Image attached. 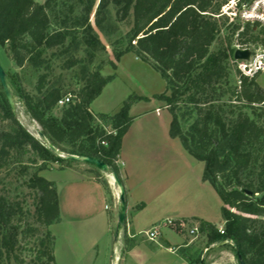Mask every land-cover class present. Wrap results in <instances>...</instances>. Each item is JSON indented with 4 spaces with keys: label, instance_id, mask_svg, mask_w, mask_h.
Listing matches in <instances>:
<instances>
[{
    "label": "trees",
    "instance_id": "16d2710c",
    "mask_svg": "<svg viewBox=\"0 0 264 264\" xmlns=\"http://www.w3.org/2000/svg\"><path fill=\"white\" fill-rule=\"evenodd\" d=\"M66 1L0 0V46H7L18 66L30 63L38 70H45L39 73L35 85L40 97L22 88L20 94L49 141L62 152L96 157L120 177L116 161L122 137L132 121L128 111L133 101L127 99L111 116V131L95 124V116L90 110L91 103L113 75H103L96 70L89 72L83 85L74 93L75 101L63 106L58 105L59 99L65 96L63 88L58 85L48 87L51 65L46 52L64 44L70 26L83 28L88 36V46L104 47L89 22L97 0ZM227 1L100 0L95 10V22L99 27L103 25L111 4L120 19L133 13L129 43L123 51L116 53V57L119 59L124 53L135 52L144 60H151L153 67L165 78L169 93L155 96L165 101L173 114L170 135L178 137L192 156L205 163L203 179L222 200L224 233L205 221H201L200 228L209 230L212 238L231 240L246 264H264V124L260 122L264 116V89L256 77L250 79L241 74L235 88L218 86L228 77L229 60L234 59L235 51L231 37L213 48L221 33L219 21L226 17L222 8ZM59 4L66 7L63 19L57 18ZM79 8L82 12L76 15ZM71 16L72 22L68 24ZM228 27L231 36L237 33L242 43L264 42V37H260L264 35V27L259 23L230 22ZM78 62L79 59L71 57L65 66L70 68ZM227 92L236 95L256 117L246 110L239 111L235 117L224 115V105L220 101ZM185 96L197 113L186 131L177 115L178 103ZM207 103L206 108L201 107ZM58 106L62 109L60 115L54 113ZM193 108L191 115L195 112ZM0 117L10 122L9 129L0 128V169L10 165L16 153L29 154L32 166H46L48 161L70 166L75 161L57 155L38 141L12 113L6 98L3 103L0 101ZM64 145L70 148L66 149ZM28 169L23 167V170ZM96 180L107 185L102 179ZM25 184L35 194V222L49 226L58 220L60 205L55 182L34 172ZM23 215L20 204L0 197V264L11 257L17 264H23L16 253L20 248V235L24 238L38 230L32 224L20 230ZM53 240L51 232L38 238L37 258H45V264H54Z\"/></svg>",
    "mask_w": 264,
    "mask_h": 264
},
{
    "label": "rangeland",
    "instance_id": "374dc122",
    "mask_svg": "<svg viewBox=\"0 0 264 264\" xmlns=\"http://www.w3.org/2000/svg\"><path fill=\"white\" fill-rule=\"evenodd\" d=\"M37 1L44 3L46 0ZM99 1L100 0H97L95 8L90 15L89 22L96 37H98V40L104 45V47L98 44L95 46V49L88 46V36L83 31V28L81 26H70L64 44L52 50H47L46 52V59L51 65V68L48 70L47 77L49 80L48 87L54 85L62 87L65 95L70 94L72 96L73 102L76 99L74 93L83 85L84 79L89 72L96 70L103 75H113L112 80L107 83L105 89L95 99L93 105L90 106L91 112H97H93V115L95 116L94 123L99 126H105L111 131V116L120 110L123 103L127 99L131 98L134 102L138 99V95L145 94L146 92L155 91L158 94H162L169 93V91H163L166 88V80L161 73L153 67L151 60L146 61L142 58V56L131 51L124 53L119 59H117L116 53L123 51L129 43V32L134 24V16L131 12L125 19L118 18L115 7L111 4L109 5V14L107 15V18L103 22V25L99 27L95 22V10ZM236 3H238V0H228L223 6L222 10L225 14L224 16L226 17L221 18L219 21L221 33L218 36L213 48H216L221 45V43H224V41H226L229 37H231L232 47L246 44L241 42L237 33L231 36V32L228 27L230 22L241 23L242 25L245 23L238 17L239 6H237ZM65 8L66 7L62 4L58 5V19L65 18ZM81 12L82 11L79 8L76 10L75 14L79 15ZM73 16L69 18L68 24L72 22ZM240 30H242V28ZM260 37L262 38L264 35L262 34ZM248 43H251L256 50L264 49V42L254 43L249 41ZM71 57L79 59V62L74 66L67 68L65 66L66 61ZM0 63L8 78V86L13 104L9 102L1 81L0 101L3 103V99L6 98L12 113L19 120V122L38 141L46 145L38 132L42 131L41 126L29 113L24 99L20 94V89L22 88L23 91L27 93L37 95L35 85L38 75L45 70H38L30 63L18 66L13 60L12 54L8 50L7 46H0ZM228 70L229 74L227 79L223 80L221 84H218V86L220 85L222 89H226V87L235 88V86L239 83L240 73L237 68V62H235L234 59L229 60ZM256 81L264 89L263 73H259L256 76ZM37 97L40 96L37 95ZM186 98L187 97L185 96V98L178 103L177 109L179 122L181 123L184 131L188 129L189 125L197 116L196 109L193 108L195 106L186 101ZM221 98L222 100L220 101V104L224 105V115L228 117H235L239 111L246 110L250 116L256 117L255 113H252L250 109L244 107V103L237 100L236 95L231 92L225 93ZM214 103L216 104V102ZM207 105L208 103L201 104V107L206 108ZM167 106L169 108V105ZM192 108L195 112L191 115L190 111ZM61 110V107L58 106L55 108L54 113L56 115H60ZM232 110H234L233 113L231 112ZM102 112L107 113V115ZM260 122L264 124V116H262ZM0 128L9 129L10 122L8 120H2L0 117ZM64 147H66V149L70 148L67 145H64ZM69 154L71 153L63 152V157L68 158ZM28 157L29 154H13L10 165L0 169V197L4 196L9 199V201L20 204L24 210L22 227L20 230L25 229L28 224H32L38 228L37 232L31 234L29 233L25 235L24 238L20 235V248H18L16 253L23 260V264H45V258H37V243L38 238L44 237L45 234L51 230L53 235H55L56 257L59 264H89L84 263L83 260H79V257H81L82 246L78 247L77 242H80L81 240L78 236L79 231L82 235H86L87 232L90 236L92 226L89 224V221L82 223L80 221L78 224H84L83 232L79 230L77 222H73L69 219L72 210L77 209L81 200H85L80 198H71L68 185L71 180L79 178L82 174L85 175V172L94 176L96 179L106 181L110 179L109 175L113 174L114 170L110 167L109 171L103 170L95 164L84 160H75L70 163V166H67L66 163L49 161L46 166H32ZM116 163L118 164V162ZM24 166L29 167V169L27 171L23 170ZM34 172H37L47 179L56 180L58 182V188L60 190L62 200V212L65 217L62 222L58 220L52 223L49 226L50 230L48 226L40 225L35 222V194L25 184V180H27ZM120 194L121 192L116 194V201L119 204ZM105 203L110 206V210H114L112 207L113 202L111 200L108 199ZM103 205L104 203L100 206L103 207ZM21 216L22 215H20V217ZM166 216V214L163 215L160 221L166 219ZM217 224L219 225V223ZM151 225L152 223L150 224L146 217L139 218L136 229H147ZM96 235L100 241L101 251L94 264H106L112 256L111 250H108L105 247L106 243H108V238L104 235L100 226L97 228ZM188 236L190 235L188 234ZM89 238L91 239V236ZM198 240L202 241V238ZM222 241H228V239ZM220 247L221 248H212L208 252V256L206 258L207 261L212 262L211 264H215L216 262L219 264H239L234 243L233 246L231 245L230 247H227V249L224 248V245ZM4 264H17V260L11 257L6 260Z\"/></svg>",
    "mask_w": 264,
    "mask_h": 264
},
{
    "label": "crops",
    "instance_id": "0c3cea01",
    "mask_svg": "<svg viewBox=\"0 0 264 264\" xmlns=\"http://www.w3.org/2000/svg\"><path fill=\"white\" fill-rule=\"evenodd\" d=\"M157 94L151 91L138 95L140 98L131 104L128 111L132 121L122 137L117 158L119 178L125 191L123 227L118 229L120 204L116 201V194L121 189L117 188V184H112L109 179L106 180L108 185L104 186L86 172L69 182L71 198L85 200L72 210L69 219L77 224L89 221L92 226L91 239L87 232L86 235L80 231L78 234L81 239L77 242L78 247L82 246L79 260L84 263L94 264L100 255V241L96 235L99 226L108 238L105 247L111 250L112 255L106 264H211L206 258L212 248L233 246L231 241L212 238L206 229L200 228L201 221L215 226L218 231L224 228L222 200L211 184L203 179L205 163L192 156L178 137L170 135L173 114L165 101L155 96ZM53 181L59 195L58 220L62 222L65 215L61 194L58 182ZM108 199L113 202L114 210H110L105 203ZM165 214L166 218L192 219L198 227L196 236L167 226L161 230L156 241L147 239L143 232ZM144 217L152 225L137 230L138 219ZM77 226L83 231L84 224ZM51 234L54 239V264H59L55 235ZM200 238L202 241L198 240Z\"/></svg>",
    "mask_w": 264,
    "mask_h": 264
},
{
    "label": "built area",
    "instance_id": "2783aa9c",
    "mask_svg": "<svg viewBox=\"0 0 264 264\" xmlns=\"http://www.w3.org/2000/svg\"><path fill=\"white\" fill-rule=\"evenodd\" d=\"M239 9L238 17L243 22L259 23L264 27V0H238ZM135 42V41H133ZM237 48H248L251 50L249 59L235 60L237 62V68L241 75L247 76L248 78L256 77L259 73L264 74V49L256 50L251 43L245 45H236ZM72 102V96L65 95L58 101L59 106H63L67 103ZM159 112V109H157ZM117 162V161H116ZM108 207V206H106ZM173 227L180 231H188L193 237L198 232V227L194 224L192 219L186 218H166L162 221L156 222L150 229L143 232L147 239L156 241L161 230L164 227ZM220 233H224V228H219Z\"/></svg>",
    "mask_w": 264,
    "mask_h": 264
},
{
    "label": "water",
    "instance_id": "95a60500",
    "mask_svg": "<svg viewBox=\"0 0 264 264\" xmlns=\"http://www.w3.org/2000/svg\"><path fill=\"white\" fill-rule=\"evenodd\" d=\"M250 55H251V50L248 49V48H245V49H242V48H237L235 49L234 51V59L235 60H240V59H249L250 58ZM0 81L4 87V90L7 94V97H8V100L11 104H13V101H12V97H11V93H10V89H9V86H8V78H7V75H6V72L4 71L1 63H0ZM41 134L44 136V142L46 143V145L54 152L56 153L57 155L59 156H64L63 155V152L58 149L55 145H53L46 137V135L40 131ZM58 149L59 152H57L55 150V148ZM62 153V154H61ZM72 155H78V154H69L68 155V158H71V159H75V160H84L86 162H90V163H93L95 164L96 166L100 167L101 169L103 170H107L109 171V166L102 162L101 160L97 159L96 157H93V156H90V155H80V156H87V157H92L95 161H88V160H85V159H77L75 157H73ZM106 168V169H105ZM114 176L116 177L117 181L121 184L122 188H121V194H120V212H119V224H118V229L122 228L123 225H124V217H125V191H124V187L122 185V182L118 176V174L114 171L113 172ZM244 192H246L247 194H250L251 192L248 191V190H244ZM237 259H238V262L239 264H246V262L244 261V259L242 258L241 254L239 252H237Z\"/></svg>",
    "mask_w": 264,
    "mask_h": 264
},
{
    "label": "bare ground",
    "instance_id": "6f19581e",
    "mask_svg": "<svg viewBox=\"0 0 264 264\" xmlns=\"http://www.w3.org/2000/svg\"><path fill=\"white\" fill-rule=\"evenodd\" d=\"M11 97H12V96H11ZM36 127H37V126H36ZM38 132H39L40 137H41L42 139H44V136L41 134V132H40V131H38ZM54 148H55V147H54ZM55 150H56L57 152H59L58 149L55 148ZM61 154H62V153H61ZM72 156L75 157V158H77V159H85V160H88V161H95L92 157L80 156V155H72ZM105 169H106V168H105ZM109 178H110V181L112 182V184H117V186H119L120 189L122 188L121 184L117 181V179H116V177L114 176V174L109 175Z\"/></svg>",
    "mask_w": 264,
    "mask_h": 264
}]
</instances>
